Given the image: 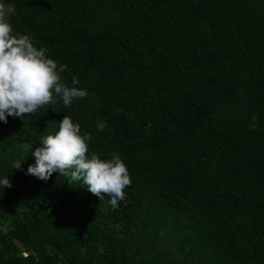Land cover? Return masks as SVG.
<instances>
[{"label": "trees", "instance_id": "1", "mask_svg": "<svg viewBox=\"0 0 264 264\" xmlns=\"http://www.w3.org/2000/svg\"><path fill=\"white\" fill-rule=\"evenodd\" d=\"M3 2L89 95L0 121V264H264V0ZM65 115L126 164L116 209L26 174Z\"/></svg>", "mask_w": 264, "mask_h": 264}, {"label": "clouds", "instance_id": "2", "mask_svg": "<svg viewBox=\"0 0 264 264\" xmlns=\"http://www.w3.org/2000/svg\"><path fill=\"white\" fill-rule=\"evenodd\" d=\"M15 11V5L0 0V121L7 123L9 116L31 117L41 108L55 105L57 98L70 107L74 100L88 97L86 90L76 87L79 80L75 76L71 87L61 82L66 66L58 68L57 62L46 55L47 49L37 48L27 34H14L6 17ZM106 127V122L97 123L100 132ZM90 141L91 135L81 134V125L65 115L59 130L42 136L43 146L32 150L36 162L29 165L26 174L46 182L58 172L69 184L86 186L102 201L108 195L110 205L116 209L125 199V188L132 184L128 168L118 153H111L110 159L90 153ZM13 167L21 169V161L14 162ZM0 187L10 188L12 184L4 178Z\"/></svg>", "mask_w": 264, "mask_h": 264}]
</instances>
